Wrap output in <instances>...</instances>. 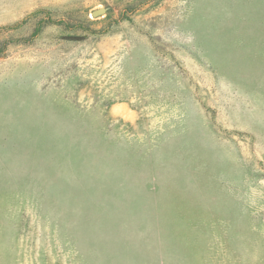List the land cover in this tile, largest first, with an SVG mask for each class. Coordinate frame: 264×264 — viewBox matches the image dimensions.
Instances as JSON below:
<instances>
[{"label": "rangeland", "instance_id": "374dc122", "mask_svg": "<svg viewBox=\"0 0 264 264\" xmlns=\"http://www.w3.org/2000/svg\"><path fill=\"white\" fill-rule=\"evenodd\" d=\"M0 264H264V0H0Z\"/></svg>", "mask_w": 264, "mask_h": 264}, {"label": "water", "instance_id": "95a60500", "mask_svg": "<svg viewBox=\"0 0 264 264\" xmlns=\"http://www.w3.org/2000/svg\"><path fill=\"white\" fill-rule=\"evenodd\" d=\"M102 10H96V11H93L94 12V14H99L100 12H101Z\"/></svg>", "mask_w": 264, "mask_h": 264}]
</instances>
